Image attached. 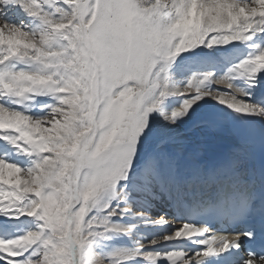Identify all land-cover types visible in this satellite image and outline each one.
I'll use <instances>...</instances> for the list:
<instances>
[{"label":"snow or ice","instance_id":"snow-or-ice-1","mask_svg":"<svg viewBox=\"0 0 264 264\" xmlns=\"http://www.w3.org/2000/svg\"><path fill=\"white\" fill-rule=\"evenodd\" d=\"M0 264H264V0H0Z\"/></svg>","mask_w":264,"mask_h":264},{"label":"bare ground","instance_id":"bare-ground-1","mask_svg":"<svg viewBox=\"0 0 264 264\" xmlns=\"http://www.w3.org/2000/svg\"><path fill=\"white\" fill-rule=\"evenodd\" d=\"M225 144L227 147L226 141L222 138L221 134L219 133H209L206 141V148L209 150L214 149V147L221 146Z\"/></svg>","mask_w":264,"mask_h":264}]
</instances>
